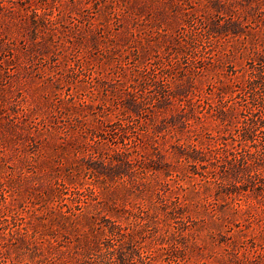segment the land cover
I'll return each instance as SVG.
<instances>
[{"label":"rangeland","instance_id":"obj_1","mask_svg":"<svg viewBox=\"0 0 264 264\" xmlns=\"http://www.w3.org/2000/svg\"><path fill=\"white\" fill-rule=\"evenodd\" d=\"M0 264H264V0H0Z\"/></svg>","mask_w":264,"mask_h":264}]
</instances>
